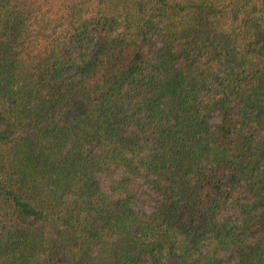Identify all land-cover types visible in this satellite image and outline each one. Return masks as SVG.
I'll return each mask as SVG.
<instances>
[{
    "label": "trees",
    "instance_id": "16d2710c",
    "mask_svg": "<svg viewBox=\"0 0 264 264\" xmlns=\"http://www.w3.org/2000/svg\"><path fill=\"white\" fill-rule=\"evenodd\" d=\"M0 264H264V0H0Z\"/></svg>",
    "mask_w": 264,
    "mask_h": 264
}]
</instances>
